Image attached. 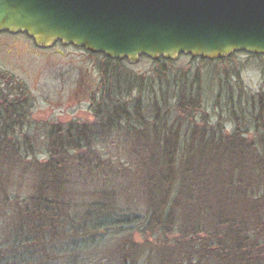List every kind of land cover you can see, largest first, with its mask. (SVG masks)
I'll list each match as a JSON object with an SVG mask.
<instances>
[{"label": "trees", "instance_id": "16d2710c", "mask_svg": "<svg viewBox=\"0 0 264 264\" xmlns=\"http://www.w3.org/2000/svg\"><path fill=\"white\" fill-rule=\"evenodd\" d=\"M103 59L108 89L96 118L107 125L110 114L112 129L125 127L124 136L135 138L126 168L102 154L105 141L98 135L106 129L75 123L50 131L46 163L28 161L35 156L32 142L13 133V124L26 116L24 103L11 94L12 101L0 100V219L6 222L0 264H140L148 238L160 244L159 264H264V91L248 103L251 116L243 113L241 97L237 105L231 97L239 111L230 119L232 131L226 128L230 120L194 125L189 118L196 98L190 93L199 81L167 72L173 62L161 59L155 61L157 81L179 82L180 101L192 106L180 104L184 118L174 119L169 98H163L164 108L156 99L149 108L157 109L158 118L136 125L114 97L116 79L129 80L124 63ZM17 176L32 183L10 199ZM78 187H86L79 197ZM139 207L143 215L136 216ZM119 237L118 247L108 250Z\"/></svg>", "mask_w": 264, "mask_h": 264}, {"label": "rangeland", "instance_id": "374dc122", "mask_svg": "<svg viewBox=\"0 0 264 264\" xmlns=\"http://www.w3.org/2000/svg\"><path fill=\"white\" fill-rule=\"evenodd\" d=\"M230 57L221 59L225 60L222 63H217L219 60L204 62L203 59L183 55L173 64H168L167 72L177 76L185 74L199 81V85L194 86L195 92L192 90L190 93V95L195 94L196 98L194 108L190 111L194 114L189 118L192 124L202 125L208 121V124L213 126L219 121L233 118L234 113L239 111H234L232 108V96L236 105L241 97L244 105L243 113L247 116L255 113L253 109H249L248 103L257 99L258 93L264 91V56L258 58L246 53H235ZM103 61V55L91 54L72 46L58 43L49 49H40L25 34H0V100L7 98L12 101L11 94L24 103L26 116L24 115L22 124H13V133L15 139L18 138L20 142H24L25 139L32 142L35 156L28 161L35 159L40 164L46 163L50 158L48 155L50 131L63 130L75 123L85 128L96 125L95 130L106 129L107 134L98 135L100 141H105L104 144L99 145L102 154L106 157L114 156L116 161L119 159L120 164L125 168L130 164L128 149L131 148V140L134 137L124 136L122 131L126 130L125 127L112 129L110 126L115 123L110 114L106 116L109 119L107 125L102 124L105 118L98 120L96 118L100 113L99 99L108 89L101 70ZM123 63L126 70L123 69L122 74L129 80L122 79L118 82L116 79L114 97L120 100L132 116H135V119L130 121L137 125L138 121L157 119L159 115L157 109L153 110L149 106L152 102L157 105V99L162 103V105L159 103L160 107L164 108V97L169 98L166 104L173 114L172 118H184L178 109L180 104L185 106L192 104L185 100L180 101L179 82L176 86L175 81L170 84L157 81L156 76L161 72L160 65L148 58L141 59L135 66L125 61ZM111 111L113 112V109L109 112ZM159 112L163 115L165 109ZM230 122L232 124L226 125L228 131L234 129V123L231 120ZM253 133L254 131H250L249 134ZM118 153L120 158L117 156ZM124 177L131 178L133 174H126ZM20 179L18 176L15 177L14 182L11 179L10 186L15 187L8 193L10 199L19 195L21 186L23 192L30 189L32 179L29 178L24 183H21ZM120 183L121 181L110 186L109 190H116L120 187ZM133 183L134 181L130 184ZM89 189L88 191L94 190V188ZM77 190L79 197L86 187H78ZM116 208L123 209L126 206ZM138 210L136 216L140 213L143 215L142 207ZM5 223L4 218H1L0 241L5 235L3 233ZM119 238L116 242H109L107 249H116L119 242L124 239V237ZM134 239L137 243H143V239L138 235ZM148 241L149 245L143 250L140 264H159L160 244L157 246L155 238L150 240L148 238Z\"/></svg>", "mask_w": 264, "mask_h": 264}, {"label": "water", "instance_id": "95a60500", "mask_svg": "<svg viewBox=\"0 0 264 264\" xmlns=\"http://www.w3.org/2000/svg\"><path fill=\"white\" fill-rule=\"evenodd\" d=\"M5 33L131 66L142 58L264 56V0H0Z\"/></svg>", "mask_w": 264, "mask_h": 264}]
</instances>
